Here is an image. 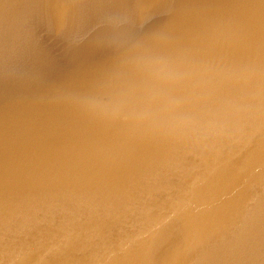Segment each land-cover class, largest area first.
<instances>
[{
    "label": "water",
    "instance_id": "95a60500",
    "mask_svg": "<svg viewBox=\"0 0 264 264\" xmlns=\"http://www.w3.org/2000/svg\"><path fill=\"white\" fill-rule=\"evenodd\" d=\"M0 264H264V0H0Z\"/></svg>",
    "mask_w": 264,
    "mask_h": 264
},
{
    "label": "bare ground",
    "instance_id": "6f19581e",
    "mask_svg": "<svg viewBox=\"0 0 264 264\" xmlns=\"http://www.w3.org/2000/svg\"><path fill=\"white\" fill-rule=\"evenodd\" d=\"M232 74H233V70H230V72H229V76L232 77Z\"/></svg>",
    "mask_w": 264,
    "mask_h": 264
}]
</instances>
